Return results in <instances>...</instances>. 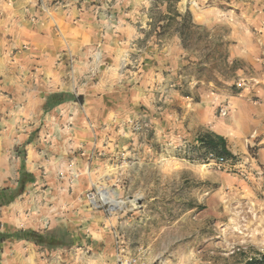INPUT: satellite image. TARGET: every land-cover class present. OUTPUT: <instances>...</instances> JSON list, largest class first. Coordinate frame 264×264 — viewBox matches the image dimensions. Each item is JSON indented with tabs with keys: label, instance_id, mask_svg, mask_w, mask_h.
<instances>
[{
	"label": "rangeland",
	"instance_id": "1",
	"mask_svg": "<svg viewBox=\"0 0 264 264\" xmlns=\"http://www.w3.org/2000/svg\"><path fill=\"white\" fill-rule=\"evenodd\" d=\"M168 8L182 16L190 13L196 27L188 35L175 25L162 33ZM2 12L34 23L41 16L49 21L54 44L44 52L64 55L69 71L78 72L71 90L101 85L89 95V116L83 97L74 105L81 122L72 111L52 129L69 131L78 149L98 135L99 152L108 141L111 152L93 159L88 150L79 162L71 156L74 162L65 174L59 172L66 180L55 183L58 169L44 170L42 175L54 177L38 185L37 194L46 197L43 207L56 219L40 232L68 229L74 236L71 247L86 248L65 264H118L120 255L138 264H264V164L255 148L233 153L236 167L220 166L209 155L216 152L164 138L172 128L171 118L167 124L163 118L183 112L169 101L175 92L214 103L228 125L236 98L264 103V54L252 61L232 54L236 35L260 42L264 37V25L251 21L264 18V0H0ZM99 24L117 31L113 35L110 29L113 38L106 44ZM85 57L90 68L84 75ZM103 96L111 103L106 122L96 115L94 101ZM225 107L229 111L222 115ZM46 116L39 115L40 132L48 129ZM91 189L111 190L121 208L111 215L94 209L86 198ZM5 214L0 210L1 231ZM21 220L12 224L16 230L31 229Z\"/></svg>",
	"mask_w": 264,
	"mask_h": 264
},
{
	"label": "crops",
	"instance_id": "2",
	"mask_svg": "<svg viewBox=\"0 0 264 264\" xmlns=\"http://www.w3.org/2000/svg\"><path fill=\"white\" fill-rule=\"evenodd\" d=\"M10 15L4 12L0 14V190L16 188L24 169L30 174L31 182L26 184L24 193L17 199L0 206V210L6 213L2 232L16 231L12 224L17 219L24 218L28 224L27 228L40 231L43 228L50 229L55 219L49 211L45 210V206L43 207L44 196L37 194L38 185L45 182L44 179L48 184L49 178L53 176L51 173L42 175L44 170L47 172L58 169V176H53V179L55 183H60V179L66 180L67 177L61 178L59 172H64L68 168L73 161L71 156H74V161L79 162V159L86 160L88 150L93 153V159H95L98 153L103 155L111 152V149L110 142L106 141L108 146L103 144V151L99 152L100 137L98 135H95L93 144L79 143L83 149H78L80 147H75L77 143L71 140L69 131L52 129L56 120L64 121L67 115L71 117L72 111L73 119L81 122L79 109L74 107L79 105V102L82 103L77 98L79 96L84 97L86 101L84 110L89 116L87 109L89 95L96 90L99 91L101 85L94 88L87 82L89 86L83 87L84 91L71 90L69 86L72 79L80 77L76 76L78 72L72 74L69 71L64 55L60 57L59 53L44 52V49L54 44V30L49 27V21H45V18L41 16L38 22L34 23L24 18H10ZM95 19L98 20L97 17L91 16L89 20L94 22ZM251 21L256 25H264V18L256 17ZM110 22L111 20L107 21L108 25ZM99 26L103 29L100 35L105 44L107 38H110V41L113 38L108 33L110 29L114 32L113 35L117 34L113 28L109 27L110 29L107 30L103 24ZM122 29H128L126 24H122ZM127 32L133 34L129 29ZM260 37L261 42L258 37L254 40L250 39L248 34L236 35L237 43L232 48L233 56L252 61L254 57L264 54V37ZM82 60L81 64L89 65L83 69L84 71L81 68L82 74L85 75L90 68V63L89 59L86 61V57ZM262 64L263 60L259 65L262 66ZM52 95H57L58 104L50 103ZM171 96L170 103L181 106L183 112L176 116L164 113L166 114L163 117L164 123L167 118H171L168 120L172 128L165 132L164 138L195 144L199 135L213 132L225 138L229 137L228 147L235 154H243L246 151L249 152L250 148H255L258 162L264 164V103L254 105L246 99L236 98L231 102L234 109L232 112L234 121L228 125L227 118L218 116L214 103L209 100L195 101L194 98L183 96L179 92L172 93ZM94 101L98 107L96 115L105 116L101 119H103L102 122H106L108 109L111 108L108 97H97ZM40 114L41 117L47 115L46 118L50 122L47 125L50 129H47L48 132L47 130L39 131ZM83 115L86 118V115ZM106 135L112 138L110 134L106 133ZM42 144L46 149H40ZM81 150H84V154ZM98 159L102 158L98 156ZM94 163L95 160L92 161V165ZM29 208L31 210L28 212ZM24 220L21 222L23 221V225H26ZM49 224L50 226L47 227ZM17 226L18 229H22L21 225ZM83 250L85 251L86 248L82 245L76 246V243L68 249L49 250L31 241L8 238L0 243V264H65L69 256ZM70 263L75 264L72 261Z\"/></svg>",
	"mask_w": 264,
	"mask_h": 264
},
{
	"label": "trees",
	"instance_id": "3",
	"mask_svg": "<svg viewBox=\"0 0 264 264\" xmlns=\"http://www.w3.org/2000/svg\"><path fill=\"white\" fill-rule=\"evenodd\" d=\"M174 3L180 0H172ZM172 7V6H170ZM169 14L164 17L163 21L167 22L160 26L162 33L169 32L173 25L176 26V30L182 32L183 35H188L191 29L196 27L193 23V19L190 13L185 16L180 15L178 12H173L171 8H168ZM181 18V21L178 19ZM57 95L50 97V103L53 105L58 104ZM78 100L83 99L82 96L77 97ZM198 140L201 146L206 150H211L217 154L224 155L227 158H236L233 152L229 149L228 143L225 137L213 132H207L199 135ZM30 174L26 169L23 170L22 176L19 180V184L16 188H5L0 190V206L7 205L17 199L24 193L26 184L31 182L29 179ZM8 238H18L19 240H27L34 242L36 245L45 247L47 249H57L64 247H71L74 243L73 233L68 229H55L46 233H42L37 230H16L14 232L5 233L0 230V243ZM264 258V257H263Z\"/></svg>",
	"mask_w": 264,
	"mask_h": 264
},
{
	"label": "built area",
	"instance_id": "4",
	"mask_svg": "<svg viewBox=\"0 0 264 264\" xmlns=\"http://www.w3.org/2000/svg\"><path fill=\"white\" fill-rule=\"evenodd\" d=\"M228 107L222 108L221 109V114L222 115H227L228 113ZM197 145H201L200 141H197ZM210 158H213V161H215L218 165L220 166H228L230 168L236 167L235 159L234 158H227L224 155L220 154H214L210 153ZM102 189H91L90 191L87 192L86 198L89 201V204L97 210H101L104 212L106 215H111L113 213H116L118 209L121 208V205L118 207H113L112 205V192L109 189H105L106 195L104 196L103 193H101ZM114 197V196H113ZM118 264H138V260L134 258H128L126 256H119L118 258Z\"/></svg>",
	"mask_w": 264,
	"mask_h": 264
},
{
	"label": "bare ground",
	"instance_id": "5",
	"mask_svg": "<svg viewBox=\"0 0 264 264\" xmlns=\"http://www.w3.org/2000/svg\"><path fill=\"white\" fill-rule=\"evenodd\" d=\"M203 167H205V165H203ZM101 193H103V195L105 196L106 195L105 189H102ZM111 198H112L111 202H112L113 207H118L120 205V201L116 200L113 196ZM134 200L136 199H132L131 201H134Z\"/></svg>",
	"mask_w": 264,
	"mask_h": 264
}]
</instances>
